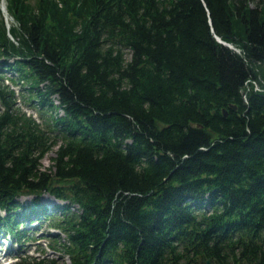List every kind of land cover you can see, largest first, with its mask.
<instances>
[{
  "label": "trees",
  "instance_id": "trees-1",
  "mask_svg": "<svg viewBox=\"0 0 264 264\" xmlns=\"http://www.w3.org/2000/svg\"><path fill=\"white\" fill-rule=\"evenodd\" d=\"M6 8L0 230L44 218L67 264H264V0Z\"/></svg>",
  "mask_w": 264,
  "mask_h": 264
},
{
  "label": "rangeland",
  "instance_id": "rangeland-1",
  "mask_svg": "<svg viewBox=\"0 0 264 264\" xmlns=\"http://www.w3.org/2000/svg\"><path fill=\"white\" fill-rule=\"evenodd\" d=\"M0 2L4 10L6 21L10 25L13 23V19L9 16L6 10V0L4 1L0 0ZM6 75L9 76L11 74L7 73ZM11 84L14 88H16L17 93L21 95L22 93L21 84H18V83H11ZM255 89L261 90V88L258 89L256 84H255ZM18 104L29 114H33L35 117H38L37 111L33 109L32 106L27 105L23 97L19 96ZM57 149H58V145L54 146L53 149L49 151L45 155V157L42 159L41 168L43 170H46L51 166L52 157L56 155ZM33 198H34L33 196L29 195V196L21 197L19 200H20V203L24 205L31 204L34 206ZM40 202L41 203L45 202L46 205L51 207V204H58V203H61L62 201L58 200L57 198L53 197L52 195L48 193H45L41 197ZM18 211H22V209L20 208L18 209ZM3 214L5 213L0 211V216ZM21 221H24V219L20 220V223L23 224L21 229L25 228V230H23L22 232V238L18 239L19 236H17V238L15 237V239H13L14 236L11 234L10 231H7L8 233L5 235L6 238L5 236H2V238L0 236V239L4 238L5 241H7V243L0 241V247H2L0 251V260H1L0 264H7L8 263L7 261L4 262L5 259L12 260L13 261L12 264H15L17 260L16 257L18 255L20 256L31 255L34 257H51V258L57 257L59 258L58 261L60 262V264L69 263V258L67 256H64L63 254L61 255L56 254L50 249L49 242L52 240V237H53L52 234L56 231L52 229L50 231L48 221L39 219V222H35V224H31V225H28L27 221L25 222H21ZM0 234H2V231H0ZM28 239H31V240H28ZM5 252H6V255L4 256Z\"/></svg>",
  "mask_w": 264,
  "mask_h": 264
},
{
  "label": "water",
  "instance_id": "water-1",
  "mask_svg": "<svg viewBox=\"0 0 264 264\" xmlns=\"http://www.w3.org/2000/svg\"><path fill=\"white\" fill-rule=\"evenodd\" d=\"M219 40H220V39H219ZM220 41H221V42H223L224 44H226V45H228V46L232 47V46H231V44H229V43H226V42H224V41H222V40H220ZM224 114H225V116L227 115V111H226V110L224 111ZM206 264H211V261H210V260H208Z\"/></svg>",
  "mask_w": 264,
  "mask_h": 264
},
{
  "label": "built area",
  "instance_id": "built-area-1",
  "mask_svg": "<svg viewBox=\"0 0 264 264\" xmlns=\"http://www.w3.org/2000/svg\"><path fill=\"white\" fill-rule=\"evenodd\" d=\"M256 86L258 87V89H260L259 86H258L257 84H256Z\"/></svg>",
  "mask_w": 264,
  "mask_h": 264
},
{
  "label": "bare ground",
  "instance_id": "bare-ground-1",
  "mask_svg": "<svg viewBox=\"0 0 264 264\" xmlns=\"http://www.w3.org/2000/svg\"><path fill=\"white\" fill-rule=\"evenodd\" d=\"M4 1V0H3Z\"/></svg>",
  "mask_w": 264,
  "mask_h": 264
}]
</instances>
